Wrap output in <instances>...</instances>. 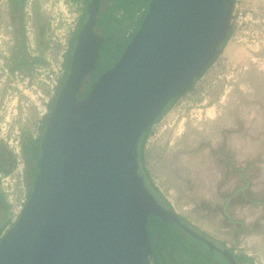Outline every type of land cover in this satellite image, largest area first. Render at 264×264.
<instances>
[{
	"label": "water",
	"instance_id": "obj_1",
	"mask_svg": "<svg viewBox=\"0 0 264 264\" xmlns=\"http://www.w3.org/2000/svg\"><path fill=\"white\" fill-rule=\"evenodd\" d=\"M90 1L46 116L28 200L0 238V264H150L149 216L238 264L155 200L136 161L142 134L215 57L236 0H150L119 59L78 99L101 47L82 55L98 10Z\"/></svg>",
	"mask_w": 264,
	"mask_h": 264
},
{
	"label": "rangeland",
	"instance_id": "obj_2",
	"mask_svg": "<svg viewBox=\"0 0 264 264\" xmlns=\"http://www.w3.org/2000/svg\"><path fill=\"white\" fill-rule=\"evenodd\" d=\"M60 1L42 0L30 9L36 49L44 61L34 70L40 79H49L50 65L56 67L58 62L55 49L48 57L50 63L45 61L44 35L51 15L60 18L65 8ZM31 2L26 0V6ZM73 4L72 9L68 6L71 12L79 13L85 6ZM234 5L235 14L264 12V0H237ZM8 16L10 22L6 15L2 18L0 62L9 69L14 40ZM231 19L230 36L213 63L150 127L143 167L190 228L233 255L264 264V37L256 25H238L233 13ZM132 33L127 31L126 37ZM2 71L0 67V92L8 86ZM11 94L9 108L14 102ZM4 231L5 227L0 236ZM215 257L221 261L219 255Z\"/></svg>",
	"mask_w": 264,
	"mask_h": 264
},
{
	"label": "trees",
	"instance_id": "obj_3",
	"mask_svg": "<svg viewBox=\"0 0 264 264\" xmlns=\"http://www.w3.org/2000/svg\"><path fill=\"white\" fill-rule=\"evenodd\" d=\"M69 1L72 3H77V1L79 0ZM108 1L109 7H105L106 5L102 6L105 7V9L98 15L96 23V26L101 28L100 36L102 37V45L98 50L99 55L97 61L100 68L96 66L92 74V78L108 70L119 59L130 38L138 30L140 23L147 11L150 0ZM21 3V0H11V5L15 6L16 10H12L10 12V19L13 28L12 37L14 43L11 46V56L8 58L10 66L9 72H19L24 76H30L34 72V69L37 66L43 64L44 61L42 56L33 57L26 52V39L23 33V25L21 23L22 20L18 14V11L22 7ZM84 3L85 5H88L89 0H85ZM119 13L121 14L118 16ZM85 16L86 10L83 9L79 17L77 28L81 27ZM129 30H133V33L126 38V32ZM230 33L231 29L227 32L226 37L221 46L218 48L215 57L211 60V62L203 70V72L213 63L215 58L218 56L221 48L229 38ZM73 44L74 40H70L69 48L72 47ZM63 67L65 68V75L59 82V86L56 89V94L58 93L62 82L66 78V72L69 67L68 53L64 55ZM202 73L200 74V76L202 75ZM193 84L186 92L192 89ZM175 100L176 99H173L168 104V106L165 107L162 114L156 119L155 122L159 120V118L168 110L170 104ZM53 104L54 100H52L49 104L50 109L52 108ZM149 129L150 127L142 134L138 142L136 157L138 173L143 178L144 187L149 191L150 194H152L155 200L164 208L173 211L170 203L166 199H164L159 190L154 186L149 178L148 172L143 167V146L149 134ZM43 131L36 140H31V138L26 134H23L21 138L22 155L26 166L27 177L31 180V184L29 183L30 185H32V181L34 180V177L36 176L38 170L37 162L39 158V144L43 135ZM0 172H3L1 167ZM237 191H241V189H237ZM6 213L7 206L0 197V215H3L2 222H0V231L8 224L9 218ZM178 217L181 222L186 224L188 227H191L182 217ZM147 228L151 247V253L148 259L150 264H215V262L217 264V258L214 256V258L209 256L207 254L209 251L205 246H202L200 242L181 234L180 230L175 229L170 222L160 220L159 218H155L154 216H149ZM229 252L231 253L232 251L230 250ZM234 258L238 264H253L252 259L243 254L235 255Z\"/></svg>",
	"mask_w": 264,
	"mask_h": 264
},
{
	"label": "built area",
	"instance_id": "obj_4",
	"mask_svg": "<svg viewBox=\"0 0 264 264\" xmlns=\"http://www.w3.org/2000/svg\"><path fill=\"white\" fill-rule=\"evenodd\" d=\"M10 1L0 0V38L3 36L1 33L3 30L2 18L6 15L8 17L7 21L9 19L7 11L9 10L8 3ZM82 1L79 0L78 2L81 3ZM60 2L65 8L63 7L64 10L59 14L60 18H55L51 15L53 18L48 20L50 22L49 29L46 30L44 35L48 40L45 50L47 54L45 61L50 63L48 57L54 49L58 53V62L55 63L56 67L52 64L50 65L49 69L52 75H49V79H40V77H37L34 73L36 68L30 76H24L19 72H8L9 69L7 67L3 68L0 62V67L7 78L8 84L7 87L3 86V91L0 92V142L13 157L11 169L7 172L0 173V197L7 206V214L9 217L6 229L20 216L31 190V181L27 177L22 156L21 138L23 134H26L31 140H36L43 130L46 116L50 111L49 104L55 98L57 86L65 74L63 67L64 55L69 47L70 37L76 30L77 21L80 16V12H71L68 9V6L72 9L74 5L72 2L69 0H62ZM235 7L236 5H234L233 10H235ZM27 9L28 11L22 21L23 33L27 42V53H30L28 49H33L35 54L29 55L34 57L38 56L36 49L38 45L36 42L37 36L32 12L29 10L31 9L30 5H28ZM233 10V16L236 15L234 21L238 25H256L264 37V12L256 15L248 11H239L235 14ZM9 94L14 96V102L11 108H9L10 104L7 102ZM28 124H32V128L29 129ZM22 125L23 127L21 128Z\"/></svg>",
	"mask_w": 264,
	"mask_h": 264
},
{
	"label": "flooded vegetation",
	"instance_id": "obj_5",
	"mask_svg": "<svg viewBox=\"0 0 264 264\" xmlns=\"http://www.w3.org/2000/svg\"><path fill=\"white\" fill-rule=\"evenodd\" d=\"M13 1V0H12ZM22 1V3H21V5H22V7L20 8V10L18 11V14H19V16L21 17V18H23L24 17V15L27 13V11H28V9H27V7H26V4H25V2H26V0H21ZM41 4H43V2H42V0H32V2L30 3V8H33L34 6H40ZM105 6V7H109V1L108 0H98V10H97V13L95 14V23H94V27H93V37L92 38H90V39H88L87 40V42H86V48H85V50H84V52H83V56L85 55V57H86V61L88 60L87 59V57H88V55H89V57L91 56V52H92V50H94V49H97V48H99L100 46H101V44H100V40L102 41V37L100 36V33H101V28H99V27H97L96 26V23H97V19H98V15L101 13V12H103L104 11V9H105V7H102V6ZM10 11H9V13L12 11V10H16V8H15V6H12L11 5V2H10ZM90 7H91V1L89 0V4L88 5H85L84 6V8L83 9H85L86 10V16H85V19H84V21H83V23L86 21V19H87V16H88V13H89V10H90ZM30 10V9H29ZM32 12V18H33V22H35L34 21V12L33 11H31ZM121 13H119L118 14V16L120 15ZM83 23H82V25H83ZM77 25H78V23H77ZM82 25H81V27H82ZM81 27L80 28H77L76 27V30H75V32L71 35V37H70V40H74V44H73V46L72 47H68V49H67V51L65 52V54L66 53H68V55H69V67H68V70H67V72H66V76H67V74H68V72H69V69H70V66H71V63H72V57H73V54H74V49H75V45H76V42H77V36H78V33H79V31L81 30ZM127 38V37H126ZM69 40V41H70ZM100 45V46H99ZM101 48V47H100ZM99 48V49H100ZM99 55V54H98ZM98 55H97V57H96V59H94V63H95V65H94V67H93V70L91 71V73H90V75L89 76H85L84 77V79L82 80V83H81V86H80V88H79V91L77 92V97H78V99H82V98H84L87 94H88V92L90 91V89H91V87H92V85L94 84V82H95V80H96V78L100 75V74H98V75H96L94 78H92V74H93V72H94V69L96 68V66L98 67V68H100V66H99V64L97 63V61H98ZM63 61H64V59H63ZM65 69V68H64ZM103 73V72H102ZM101 73V74H102ZM65 75V74H64ZM63 79V77L61 78V80ZM63 83V82H62ZM60 89V88H59ZM46 120V119H45ZM44 126H45V122H44ZM43 130H44V127H43ZM12 165H13V160H12V158H11V156L9 155V153L5 150V148L0 144V167L2 168V170H3V172L4 171H7V170H9L11 167H12ZM29 179V178H28ZM30 180V179H29ZM31 181V180H30ZM186 236V235H185ZM201 244V243H200ZM203 246V245H202ZM217 246V245H216ZM219 248H221V247H219ZM206 249V248H205ZM207 250L209 251L207 254L209 255V256H211L212 258H214L215 257V255H216V253L215 252H213V251H211L210 249H208L207 248ZM214 256V257H213ZM233 256H235V255H233ZM223 260V261H222ZM227 264L226 263V261L224 260V259H222L221 258V261H219L218 262V260H217V264ZM215 264H216V262H215Z\"/></svg>",
	"mask_w": 264,
	"mask_h": 264
},
{
	"label": "clouds",
	"instance_id": "obj_6",
	"mask_svg": "<svg viewBox=\"0 0 264 264\" xmlns=\"http://www.w3.org/2000/svg\"><path fill=\"white\" fill-rule=\"evenodd\" d=\"M11 2V1H10ZM84 8V7H83ZM83 10V9H82ZM7 13H9V10L7 11ZM81 13H82V11H80V15H81ZM80 17V16H79ZM78 22H79V18H78ZM58 94V93H57ZM57 94H56V96H57ZM55 96V97H56ZM53 100H55V98L53 99ZM43 131V130H42ZM0 144L5 148V146L0 142ZM5 150L7 151V149L5 148ZM8 152V151H7ZM9 153V152H8ZM9 155L11 156V158H12V160H13V157H12V155L9 153ZM23 156V155H22ZM24 164H25V162H24ZM11 169V168H10ZM9 169V170H10ZM25 169H26V166H25ZM9 170H7V171H9ZM7 171H4V172H7ZM0 173H2V172H0ZM33 182V181H32ZM31 188H32V185H31ZM31 191V190H30ZM29 194H30V192H29ZM7 214V213H6ZM10 227V226H9ZM8 229V228H7ZM7 229H5V231L7 230ZM5 231H4V233H5ZM2 236H0V238H1Z\"/></svg>",
	"mask_w": 264,
	"mask_h": 264
},
{
	"label": "bare ground",
	"instance_id": "obj_7",
	"mask_svg": "<svg viewBox=\"0 0 264 264\" xmlns=\"http://www.w3.org/2000/svg\"><path fill=\"white\" fill-rule=\"evenodd\" d=\"M84 1H85V0H83L82 3H84ZM77 3H78V1H77ZM84 5H85V3H84ZM77 23H78V21H77ZM229 30H230V29H229ZM58 86H59V85H58ZM58 86H57V87H58Z\"/></svg>",
	"mask_w": 264,
	"mask_h": 264
},
{
	"label": "crops",
	"instance_id": "obj_8",
	"mask_svg": "<svg viewBox=\"0 0 264 264\" xmlns=\"http://www.w3.org/2000/svg\"><path fill=\"white\" fill-rule=\"evenodd\" d=\"M7 216H8V214H7ZM9 218V217H8ZM6 227H7V225L5 226V229H6Z\"/></svg>",
	"mask_w": 264,
	"mask_h": 264
}]
</instances>
